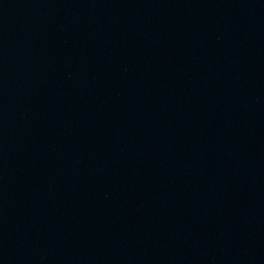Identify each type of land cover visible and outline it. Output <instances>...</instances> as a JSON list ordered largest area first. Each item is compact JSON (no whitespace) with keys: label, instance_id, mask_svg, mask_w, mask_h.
I'll list each match as a JSON object with an SVG mask.
<instances>
[{"label":"water","instance_id":"1","mask_svg":"<svg viewBox=\"0 0 264 264\" xmlns=\"http://www.w3.org/2000/svg\"><path fill=\"white\" fill-rule=\"evenodd\" d=\"M0 264H264V0H0Z\"/></svg>","mask_w":264,"mask_h":264}]
</instances>
